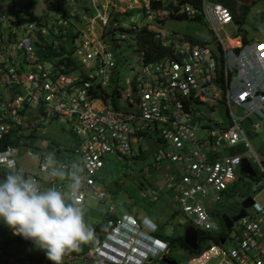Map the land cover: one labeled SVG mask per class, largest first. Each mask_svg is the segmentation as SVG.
Returning a JSON list of instances; mask_svg holds the SVG:
<instances>
[{
    "label": "built area",
    "instance_id": "built-area-1",
    "mask_svg": "<svg viewBox=\"0 0 264 264\" xmlns=\"http://www.w3.org/2000/svg\"><path fill=\"white\" fill-rule=\"evenodd\" d=\"M65 1L64 12L49 9L39 17L25 12L28 20L0 13V20H7L9 27L7 40L0 30V155L14 158L18 167L17 151L26 145L21 129H39L41 121L63 117L72 125L77 144L69 149L76 153L58 163L76 162L84 168L85 201L87 197L115 201L96 174L103 169L106 154L129 162L139 153L140 141H158L152 165L172 162L163 182L177 210L186 214L188 224L198 232V247L188 250L185 264H208L216 257L217 264H264V203L252 196L244 214L234 220L237 230L234 222L228 228L222 218L212 219L213 209L209 214L202 198L208 195L206 205L210 206V199L228 194L226 190L239 177L236 170L242 158L249 159L251 153L260 170V178L251 175L254 186L264 188V162L243 126L245 118L254 129L264 122V40L243 42L237 33L224 37L220 30L232 23L234 15L222 0H121V12L128 14L129 21L111 10L115 0H89V9L76 0ZM180 17L202 19L216 37L217 47L157 27L167 18ZM78 19L85 24L77 25ZM70 24L75 30L68 49L61 40ZM143 28L151 29L161 51L138 46ZM106 33L115 43L130 37L139 49L141 64L131 77H125L126 86L119 83L117 58ZM233 37L236 43L228 41ZM73 72L78 76L72 77ZM197 102H205L208 113ZM218 104L225 106L226 124L215 117ZM200 118L206 122L204 136L198 134ZM239 142L246 147L242 152L235 149ZM40 154L38 173L26 176L34 177L43 188L63 190L64 182L41 178L46 155L41 148ZM163 191L153 182L146 199H157ZM236 204L234 213L241 207L240 200ZM116 210L110 202L109 216L94 231L93 247L83 250L82 244L79 251L65 255L63 264H146L166 255L169 241L156 234V222L128 211L115 216ZM147 236L161 245L150 243ZM227 240L233 242L231 247L225 246ZM12 243H3L0 235V264H54L44 257L32 258Z\"/></svg>",
    "mask_w": 264,
    "mask_h": 264
},
{
    "label": "rangeland",
    "instance_id": "rangeland-1",
    "mask_svg": "<svg viewBox=\"0 0 264 264\" xmlns=\"http://www.w3.org/2000/svg\"><path fill=\"white\" fill-rule=\"evenodd\" d=\"M66 2L65 0H63ZM106 1V0H105ZM111 1V0H108ZM255 1V2H254ZM241 0L240 4H248L249 11L239 25V30H237V24L226 25L220 33L226 36V34L232 35L237 31L243 33L246 30V35L250 38L257 37L258 39L264 40V0ZM85 0H80V3H84ZM67 3V2H66ZM47 0H0V13L4 15H13L15 18L28 20L30 18L24 12V8L28 7L35 11L37 14H43L45 12ZM29 5V6H28ZM121 0H115L111 10L123 11ZM67 6V4H66ZM239 5V9H240ZM110 8V5L108 9ZM131 10H129V13ZM93 13V10H92ZM121 17L125 21H129L128 14L126 12H121ZM4 19L0 20V30L3 32L5 40L8 39V26L5 25ZM152 24V22H150ZM82 25V23H79ZM153 25H155L153 23ZM157 27L161 28L162 31L169 33L171 31L176 32L180 36L187 34L193 35L195 40L191 42L206 41L207 44L212 48H216L218 41L213 35L212 30L209 26L200 18L192 17H180V18H167L163 24H157ZM71 28V29H70ZM226 31V32H225ZM49 36V35H47ZM72 24L69 25V33L66 38L61 41H65V45L68 49L73 46L72 43ZM197 39V40H196ZM105 40L111 45V49L114 51L117 58L118 64V75L120 85H127L125 82V77H131L135 70H137L141 64L140 53L137 45L132 41L130 37L119 39L118 43L112 42L111 35L106 33ZM135 41V40H134ZM140 41V37H139ZM27 66L26 68H29ZM79 72V69L76 70ZM197 107L204 113H208V108L205 102H197ZM238 111V110H236ZM243 111H238L241 113ZM215 117L221 119V121L226 124L229 121L225 106L223 104H218L215 111ZM258 117H253L257 119ZM206 122L200 118V122L197 124L199 127L198 134L204 136L207 134V130L204 126ZM39 129H31L29 127H23L21 129V135L24 138L26 145H23L18 149L16 159L18 161L19 169H23L24 173L35 174L39 171V162L41 158L40 148L43 149L44 154L54 153L57 154V161L69 160L71 154H75L72 150L77 144V136L72 130V125L65 118L57 116L50 117V119H45L41 121ZM243 126L246 128L247 136L250 143L257 153L258 157L264 162V122L260 123V126L254 129L251 126V122L248 118L243 121ZM32 131V133L30 132ZM141 149L139 153L143 156L134 157L129 160H114L112 154H106L107 159L105 160V166L103 170L96 172V174L103 179V184L106 185H116L119 184L120 192L115 197V201L112 199L98 200L87 197L85 201V221L92 227L94 231L99 230V228L104 224L105 218L109 216L107 211V206L110 202L115 203L117 210L114 215H120L125 209V205L131 200L128 196L131 194L133 197V207L127 210L130 213H134L138 218L147 215L153 218L158 227L155 231H159L165 235H179L184 232V228L189 223V218L181 210H177L176 203L171 200V190L165 187L163 182L164 172L172 169V162L168 160H163L157 162L155 166L152 165L153 154L156 144L158 141L153 142L152 140L146 138L140 141ZM237 152H242L246 149L242 142H239L235 146ZM232 152L233 150L227 149V152ZM226 153V151L224 152ZM249 162L252 167L256 170L257 178H260V170L257 161L254 156H249ZM60 164V163H59ZM239 177L233 182L234 190L226 195L222 194L220 200L208 201L209 205L213 209L211 218L217 221L221 219V213L223 210H229L236 201L242 200L244 196L251 195L259 202L264 203V188H255L254 184L256 180L247 173L240 172L239 167L236 170ZM41 178L47 180L46 174L42 173ZM116 182V183H115ZM139 182H142V187H138ZM153 182H158L163 188V193L161 192L158 199H150L148 196L146 199V192ZM65 184V182H64ZM119 200L122 204H119ZM132 203V202H129ZM233 228L240 230L237 221L234 222ZM207 240L202 244L205 246ZM93 241L83 244V250H89L93 247ZM233 245L232 241L227 240L225 243L226 247H231ZM14 248H18L20 251L25 252L28 256L32 258H46L49 260L45 254V251L36 247V245L28 240V242H18L14 241L12 243ZM169 254L171 257H175L178 260V264H185L186 259L189 256L188 249L182 247L178 241L174 242L170 249ZM219 257L211 258L208 260V264H217ZM50 261V260H49ZM66 261V256L63 262ZM148 263V262H147ZM148 264H162V261L154 257L153 261Z\"/></svg>",
    "mask_w": 264,
    "mask_h": 264
},
{
    "label": "clouds",
    "instance_id": "clouds-1",
    "mask_svg": "<svg viewBox=\"0 0 264 264\" xmlns=\"http://www.w3.org/2000/svg\"><path fill=\"white\" fill-rule=\"evenodd\" d=\"M0 166L6 170L0 178V220L13 235L32 241L54 264H63L65 255L93 241L94 230L84 218L87 176L80 164L65 166L58 163L54 153L45 155L41 172L50 181L65 182L63 190L43 188L17 167L14 158L0 155ZM147 238L150 243L158 242Z\"/></svg>",
    "mask_w": 264,
    "mask_h": 264
},
{
    "label": "trees",
    "instance_id": "trees-1",
    "mask_svg": "<svg viewBox=\"0 0 264 264\" xmlns=\"http://www.w3.org/2000/svg\"><path fill=\"white\" fill-rule=\"evenodd\" d=\"M76 1H77L78 4H80V5L82 4V3H80V0H76ZM88 1L89 0H85V2L83 3L86 9L90 8ZM190 1H192V0H190ZM47 2H48V4L46 5V9H45V12L43 14H40V13L37 14L35 11H33L31 9H28V7L24 8V12H29L32 16L39 17V16H42V15L45 16L49 12V9H54V10H56L58 12L59 11H61V12L65 11V6H66L67 3L64 2L63 0H51V1L47 0ZM225 2L234 9L235 21L240 25L242 23V21L245 19L246 15H247V13L249 11L248 4H245V3L240 4V6H241L240 10L237 13V12H235V7H234V4H233V2L231 0H225ZM27 10H30V11H27ZM139 35H140V41H139V38H138L137 44H138V46L140 48H144L146 50H150V49L153 48V49H158V51L161 49V48H159V45L157 44V42L153 41L151 29L143 28ZM186 37L189 40H191V41L195 40L194 39L195 37L193 35L187 34ZM248 40H249V37L246 35V31H244L243 34H242V41L243 42H247ZM140 156H143V155L141 153H138L135 157L138 158ZM104 166H103V168H104ZM5 171H6L5 169L0 168V178H3V176L5 175ZM142 184H143L142 182H139V185H138L137 188L142 187ZM149 184H151V183L149 182ZM106 186H108L109 187L108 189L112 193L114 192L116 194V196L120 192L119 184H117V183H116V185H113V186H110V185H106ZM233 190H234L233 184H231L229 189L226 190V191L231 193ZM128 196L131 197V200L129 202H132V203L128 202L125 205V207H124L125 210H129V208L131 209L133 207L132 205L134 204L133 203L134 200L132 199L133 197L131 196V194H129ZM113 198H115L114 195H113ZM132 214H134V213H132ZM156 234H158L159 236H161L164 239H168V241H169V246H168L167 251H166V256L167 257H170L169 249H170L171 245L174 242H177V241L182 247L188 249L189 251H193L192 248H190L189 246H187L185 244L182 234L172 236V235L162 234L159 231H156ZM0 235H1V241L3 243L14 242V241H17V243L18 242H23V243L28 242V240L24 239L22 236L13 235L12 229H10L2 220H0ZM199 235H201L200 231H199ZM202 237H204V235L203 236L201 235V238ZM148 263H146V264H148Z\"/></svg>",
    "mask_w": 264,
    "mask_h": 264
},
{
    "label": "water",
    "instance_id": "water-1",
    "mask_svg": "<svg viewBox=\"0 0 264 264\" xmlns=\"http://www.w3.org/2000/svg\"><path fill=\"white\" fill-rule=\"evenodd\" d=\"M240 169L243 170L244 172H246L247 174L252 175V176H254L256 174L254 168L252 167V165L250 164L249 160L246 157L242 158ZM202 198H203V201L205 202L206 211L209 214H211V212H212L211 206L206 205L208 195H203ZM252 201H253L252 196L246 195L242 200H240L241 207L237 213L230 215L227 212H222L221 218H222L224 224L229 228L233 224L234 220H236L237 218H239L240 216H242L244 214V212H245L244 207L251 204ZM183 240L187 246H189L193 249H196L198 247V232H197V229L194 226H192L191 224H188L184 228ZM209 241L212 242L213 240L211 239ZM221 241H222V239H221ZM162 260H164L167 264H176V262H177L176 259H169L165 256L162 257Z\"/></svg>",
    "mask_w": 264,
    "mask_h": 264
},
{
    "label": "crops",
    "instance_id": "crops-1",
    "mask_svg": "<svg viewBox=\"0 0 264 264\" xmlns=\"http://www.w3.org/2000/svg\"><path fill=\"white\" fill-rule=\"evenodd\" d=\"M222 1H224L225 2V0H222ZM232 2H233V4H234V7H235V12H239V5H240V1L241 0H231ZM230 6V5H229ZM230 8L232 9V11H233V15H234V9L230 6ZM46 9V8H45ZM77 25H79V26H83L84 24H85V22L84 21H81V20H77ZM79 23H82V25H80ZM233 23H236L238 26H237V30H239L240 28H239V24L235 21V17H234V19H233V21H232V23L231 24H233ZM71 25V24H70ZM69 28V27H68ZM71 29V28H70ZM101 29V28H100ZM74 30H75V25H73L72 24V35L74 34ZM246 31V30H245ZM69 33V32H68ZM238 35H240L241 36V40H242V34L243 33H239L238 31L236 32ZM249 37V36H248ZM257 40L258 38L257 37H252V38H250L249 37V40L248 41H254V40ZM260 40H263V39H260ZM253 117H255V115H252ZM26 174V173H25ZM227 195V194H226ZM159 198V197H158ZM157 198V199H158ZM119 201H121V200H119ZM119 204H122V201L121 202H119ZM236 204V203H235ZM236 209V208H235ZM124 211H127V210H124ZM235 211V210H234ZM222 212H226V211H222ZM222 214V213H221ZM136 216V215H135ZM137 217V216H136ZM138 218V217H137ZM156 222V221H155ZM102 228V226L99 228V229H101ZM166 240H168V239H166ZM191 248V247H190ZM193 249V248H192ZM169 259H176L175 257H168Z\"/></svg>",
    "mask_w": 264,
    "mask_h": 264
},
{
    "label": "flooded vegetation",
    "instance_id": "flooded-vegetation-1",
    "mask_svg": "<svg viewBox=\"0 0 264 264\" xmlns=\"http://www.w3.org/2000/svg\"><path fill=\"white\" fill-rule=\"evenodd\" d=\"M236 207H237V204L233 205L229 210H226L225 209L223 211H226L227 213H229L230 215H232V214H234V212H235L234 210H235ZM163 256L167 257L166 255H163ZM160 260L162 261V264H167L164 260H162V259H160ZM176 264H178V260H177Z\"/></svg>",
    "mask_w": 264,
    "mask_h": 264
},
{
    "label": "bare ground",
    "instance_id": "bare-ground-1",
    "mask_svg": "<svg viewBox=\"0 0 264 264\" xmlns=\"http://www.w3.org/2000/svg\"><path fill=\"white\" fill-rule=\"evenodd\" d=\"M228 41L232 42V43H236L238 40H237V37H233V38H229ZM78 76V74H76V72H73L72 73V77H76Z\"/></svg>",
    "mask_w": 264,
    "mask_h": 264
}]
</instances>
